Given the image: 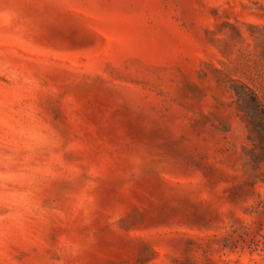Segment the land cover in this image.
I'll return each mask as SVG.
<instances>
[{"label": "rangeland", "instance_id": "1", "mask_svg": "<svg viewBox=\"0 0 264 264\" xmlns=\"http://www.w3.org/2000/svg\"><path fill=\"white\" fill-rule=\"evenodd\" d=\"M0 264H264V0H0Z\"/></svg>", "mask_w": 264, "mask_h": 264}]
</instances>
